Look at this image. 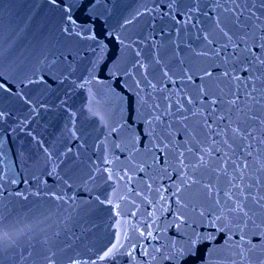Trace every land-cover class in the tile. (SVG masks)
<instances>
[{"label":"water","instance_id":"1","mask_svg":"<svg viewBox=\"0 0 264 264\" xmlns=\"http://www.w3.org/2000/svg\"><path fill=\"white\" fill-rule=\"evenodd\" d=\"M0 264H264V0H0Z\"/></svg>","mask_w":264,"mask_h":264}]
</instances>
